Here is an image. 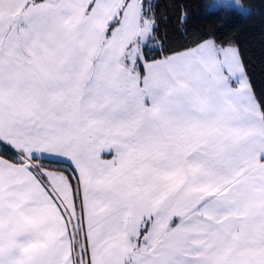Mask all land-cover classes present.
Returning <instances> with one entry per match:
<instances>
[{"label": "snow or ice", "instance_id": "snow-or-ice-1", "mask_svg": "<svg viewBox=\"0 0 264 264\" xmlns=\"http://www.w3.org/2000/svg\"><path fill=\"white\" fill-rule=\"evenodd\" d=\"M195 15L0 0V264H264V48Z\"/></svg>", "mask_w": 264, "mask_h": 264}, {"label": "trees", "instance_id": "trees-1", "mask_svg": "<svg viewBox=\"0 0 264 264\" xmlns=\"http://www.w3.org/2000/svg\"><path fill=\"white\" fill-rule=\"evenodd\" d=\"M246 5L253 8V12L259 10L260 0H242ZM210 0H191V9L195 15L193 22L197 27L205 30L211 29L217 35L231 36L240 41L249 57L252 58L255 70L260 72L262 40L261 24L259 15H251L244 18V13L230 7L209 9Z\"/></svg>", "mask_w": 264, "mask_h": 264}, {"label": "rangeland", "instance_id": "rangeland-1", "mask_svg": "<svg viewBox=\"0 0 264 264\" xmlns=\"http://www.w3.org/2000/svg\"><path fill=\"white\" fill-rule=\"evenodd\" d=\"M223 6L234 8L244 14L253 10L251 6L244 4L242 0H240V4H237L236 0H210L209 9H218Z\"/></svg>", "mask_w": 264, "mask_h": 264}]
</instances>
